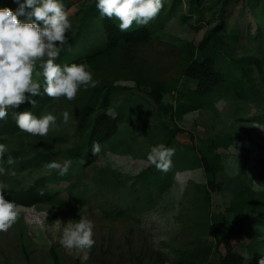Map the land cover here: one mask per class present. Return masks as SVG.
<instances>
[{
	"label": "rangeland",
	"instance_id": "obj_1",
	"mask_svg": "<svg viewBox=\"0 0 264 264\" xmlns=\"http://www.w3.org/2000/svg\"><path fill=\"white\" fill-rule=\"evenodd\" d=\"M64 1L72 28L66 33L70 46L61 51L58 64L93 55L106 45L99 12L88 16L96 0ZM186 2L163 0L158 16L146 25L152 32L148 42L121 47L88 64L97 86L81 88L73 101H50L41 115L52 113L57 119L46 136L20 132L0 138L5 156L15 155V164L5 167L16 172L0 181L7 185L5 198L19 206L16 222L0 232V264H55L53 253L60 264H200L195 255L201 258L211 243L206 263L218 264L216 240L227 234L236 213H264V23L258 34V17L251 15V7L259 11L264 0H234L224 44L211 42L204 50L199 44L215 25L221 2L204 0L198 9ZM6 7L15 11L18 5L0 0V9ZM85 19L89 26L82 29ZM140 27L134 23L129 31ZM205 57L214 59L232 88L206 97L196 94L197 83L184 70L193 58ZM239 60H245L248 76ZM33 79L44 83L42 76ZM153 81L164 84L169 110L151 99ZM105 93L122 117L118 130L102 144L96 162L79 168L85 158L78 148L86 136L77 129L80 110L84 104L100 110ZM64 111L71 115L68 123ZM160 143L175 149L167 173L147 160L150 148ZM203 157L216 165L221 184L209 200L205 190L213 176ZM66 160L71 167L64 176L45 167ZM34 183L59 194L51 201L20 204L18 194ZM81 216L95 224L94 245L62 247L67 222ZM237 243L236 251L249 261L264 259V223L251 224Z\"/></svg>",
	"mask_w": 264,
	"mask_h": 264
},
{
	"label": "clouds",
	"instance_id": "obj_2",
	"mask_svg": "<svg viewBox=\"0 0 264 264\" xmlns=\"http://www.w3.org/2000/svg\"><path fill=\"white\" fill-rule=\"evenodd\" d=\"M14 2L18 5L15 11L7 7L0 9V121L5 122L9 109H17L25 102L36 107V96L43 94L53 99L65 97L73 101L81 88L87 90L98 84L87 64L74 63L61 67L55 63L65 46H70L66 33L72 28L60 0ZM95 6L101 19L115 18L119 21V30L126 32L134 23L146 26L154 20L163 8V0H96ZM21 16L26 19L21 21ZM37 61H40L38 65ZM34 75L43 77V93L41 84L33 79ZM62 117L64 123L71 119L68 111H64ZM13 118L21 131L33 136H46L57 119L52 113L37 117L31 111L15 112ZM101 150V144L94 142L92 154L98 155ZM6 152V146L0 143V161L4 160ZM174 154V148L160 143L150 148L147 160L158 171L167 173L172 168ZM6 164H15L11 154L7 155ZM45 167L55 169L58 175L64 176L69 172L71 161L66 160L63 164L53 161ZM5 175L15 176L16 172L0 164V176ZM6 190L7 185L0 181V232H7L19 214V206L5 198ZM55 224L62 225L64 222L57 220ZM94 227V222L83 216L76 223L69 220L59 242L66 249H90L95 243ZM259 264H264V259Z\"/></svg>",
	"mask_w": 264,
	"mask_h": 264
},
{
	"label": "trees",
	"instance_id": "obj_3",
	"mask_svg": "<svg viewBox=\"0 0 264 264\" xmlns=\"http://www.w3.org/2000/svg\"><path fill=\"white\" fill-rule=\"evenodd\" d=\"M174 2L179 1L182 3L183 0H172ZM204 0H187V5L198 9ZM234 0H220V10L219 16L215 23V25L211 28V30L207 33V35L202 39L199 44V49L204 50L211 42H213L214 47H220L224 44V33L223 31L227 27V17L230 12V7L232 6ZM61 3L64 4V0H60ZM176 6V5H175ZM98 15V10L94 6L88 11V16ZM251 15L254 17H258V25L256 26V32L258 34L262 33L259 30H262V24L264 23V4H261L259 11H254L253 6L251 7ZM90 19H85L82 23V29L89 26ZM102 26L104 29L106 45L103 49H100L95 54L90 56H79L75 60L68 61L64 64H59L61 67L64 65L71 64H90L92 61L105 57L109 54H112L113 51L119 50L121 47L129 48V46L142 44L148 42L151 39L152 32L146 27L142 26L140 28L134 29L132 31L121 32L118 28V24L115 22V19L103 18L101 19ZM250 24V23H249ZM249 26V25H247ZM257 28L259 30H257ZM235 29L237 33L240 32V28L236 27ZM239 29V31H238ZM248 31V29H247ZM241 33V32H240ZM59 58L56 60L58 61ZM55 61V63H57ZM242 71L244 76H248L247 64L245 65V60L240 61ZM58 64V63H57ZM184 74L187 78L196 81V94L198 96H208L212 93L218 92L224 88H232V83L228 81L226 76L217 70L215 66V61L211 57H205L203 59L193 58L188 66L184 70ZM43 85H41V93H43ZM235 90V88H233ZM165 91L164 84L159 81L152 82V88L149 91V95L151 99L158 105L161 110H169L170 106H165L163 101V93ZM37 101L36 107H33L30 103L25 102L20 105L17 109H9V115L5 121H0V138L6 135H14L21 131L13 118V113L15 112H23V111H31L37 117H40L47 104L53 100V98H49L47 95H40L34 97ZM121 116L115 111L110 103V96L105 93L103 96V106L100 110L95 111L89 105L84 104L80 110L77 129L78 131L84 132L86 131V136L81 146H79L78 150L83 151L85 161L83 164H80L79 168H86L92 165L97 161L98 155L92 154V145L94 142H99L102 146L104 142L112 138L117 130L121 120ZM180 129L177 127L175 130L171 129L167 141L168 143L172 140V138L176 135L177 131ZM77 151V150H76ZM17 154V153H14ZM15 156V155H13ZM7 157V155L5 156ZM203 164L206 167V170L210 172L213 176V179L207 181V188L205 190V196L209 200L211 193L216 192L221 188L220 182L216 179L215 175V164L212 161L208 160L206 157L202 158ZM214 161V160H213ZM218 163V162H217ZM0 164L6 166V163L0 161ZM219 166V165H218ZM220 168V167H219ZM4 178V176H0V180ZM43 193V194H41ZM57 192L51 193L45 189H38L37 183H34L28 187V189L19 193L18 202L25 206L35 205L44 201H51L58 195ZM229 212H232V207H229ZM224 221L228 223V220L224 218ZM261 224L264 223V213L260 214H252L250 212L240 211L236 213L235 222L229 228V231L225 236L216 240L215 249L219 253V262L218 264H252L255 261L259 262L257 258L250 257V261L246 258L245 255L236 251L237 242L243 236L245 231L249 229L251 224ZM211 245L207 246L202 253L201 258L199 255H195L196 258L199 259L200 264H207L208 257L210 256L211 250L213 249ZM189 254L193 255V252ZM55 264H60L57 256L53 253ZM214 264V263H210Z\"/></svg>",
	"mask_w": 264,
	"mask_h": 264
}]
</instances>
